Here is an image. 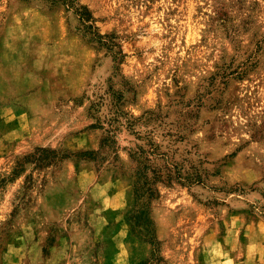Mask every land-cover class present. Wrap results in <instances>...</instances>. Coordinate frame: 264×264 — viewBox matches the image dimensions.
I'll use <instances>...</instances> for the list:
<instances>
[{
    "label": "rangeland",
    "instance_id": "rangeland-1",
    "mask_svg": "<svg viewBox=\"0 0 264 264\" xmlns=\"http://www.w3.org/2000/svg\"><path fill=\"white\" fill-rule=\"evenodd\" d=\"M78 3L0 0V264H264V0Z\"/></svg>",
    "mask_w": 264,
    "mask_h": 264
},
{
    "label": "trees",
    "instance_id": "trees-1",
    "mask_svg": "<svg viewBox=\"0 0 264 264\" xmlns=\"http://www.w3.org/2000/svg\"><path fill=\"white\" fill-rule=\"evenodd\" d=\"M26 2L27 0H21ZM47 6L48 10H54L62 8L65 12H72L77 16L80 25L84 28V37L88 38L90 43L99 44L101 36L93 31V18L87 8L80 6L78 0H42ZM105 140L101 142V146ZM145 154L144 151H141ZM85 154L93 155V152H86ZM136 162V168L134 171L133 182V194L136 201L135 209L128 215L127 220L131 223L133 233L142 237L153 248L157 245V241L154 234L153 222L150 218L149 206L153 200L157 199L158 192L156 189V183L159 181L160 175L158 171L151 168L148 165V159L146 157L131 156ZM152 174V177H148V173ZM168 179L171 180V176L168 174ZM199 175L196 174V179Z\"/></svg>",
    "mask_w": 264,
    "mask_h": 264
}]
</instances>
